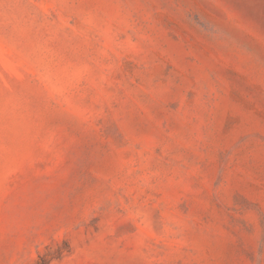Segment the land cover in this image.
Here are the masks:
<instances>
[{
	"label": "rangeland",
	"instance_id": "374dc122",
	"mask_svg": "<svg viewBox=\"0 0 264 264\" xmlns=\"http://www.w3.org/2000/svg\"><path fill=\"white\" fill-rule=\"evenodd\" d=\"M0 264H264V0H0Z\"/></svg>",
	"mask_w": 264,
	"mask_h": 264
}]
</instances>
